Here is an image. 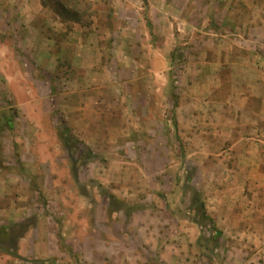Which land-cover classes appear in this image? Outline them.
Returning a JSON list of instances; mask_svg holds the SVG:
<instances>
[{"label":"rangeland","instance_id":"374dc122","mask_svg":"<svg viewBox=\"0 0 264 264\" xmlns=\"http://www.w3.org/2000/svg\"><path fill=\"white\" fill-rule=\"evenodd\" d=\"M7 1L13 0H0V209L9 211L0 213V224L9 231L0 237V264H264V197L237 174L207 172L205 154L197 158L192 147L191 98L203 95L197 110L205 126L206 87L202 82L193 94L191 64L206 54L193 57L190 34L176 36L173 22L151 21L147 0H138L150 28L147 55L130 54L139 62V107L124 108L119 117L105 109L82 117L68 94L96 89L105 99L130 91L116 83L115 68H104L116 54L111 38L102 39L104 62L86 83L85 70L71 73L67 62L77 23H63L55 4L32 0L42 6L39 26L51 41L21 42L1 19ZM224 1L233 14H249L258 2ZM78 3L83 21L77 25L88 34L109 12L108 0ZM198 26L196 40L212 36L206 20ZM6 116L14 119L12 131L3 126ZM66 129L72 150L64 144ZM195 190L221 232L217 240L209 225L197 223ZM15 224L29 227L23 238Z\"/></svg>","mask_w":264,"mask_h":264},{"label":"crops","instance_id":"0c3cea01","mask_svg":"<svg viewBox=\"0 0 264 264\" xmlns=\"http://www.w3.org/2000/svg\"><path fill=\"white\" fill-rule=\"evenodd\" d=\"M222 1L224 0H147V3L150 6L151 21L161 19L168 25L173 22L176 30L174 35L182 36L186 31V34H190L194 39V46H191L195 55L193 57L197 55L202 58L201 56L206 54V59L194 60L191 64L196 75L191 86L193 94H196L202 82H205L206 87L205 126L200 120L202 114L197 110L203 109L199 104L203 95L201 94L200 98H191V117H194L191 122L195 138L192 140V147L196 149V157L198 158L199 152L205 154L207 172L215 170L224 175H228V172L237 174L238 180L248 184L251 190L256 191L258 197L263 198L264 0H258L254 11L249 14L230 13L225 7V1ZM142 4L143 2L138 0H108L104 9L109 12L96 20L88 34H85L86 30L82 26L74 24L75 32L72 36L76 42L72 43L71 50L74 56L67 61L71 63V73L73 70L76 73L79 69H84L83 74L90 78L83 80L92 84L97 78V70L104 62L103 55L107 53L102 39L110 37L116 54L115 57L105 60L104 68H115L116 83L130 89L128 95L113 94L111 98L105 99L100 97L96 89V93L84 91L85 95L83 91L78 95L68 94L67 101H74L70 106L77 108L80 116L92 115L90 110L105 109L108 116L119 117L123 115L124 108L131 109L132 105L136 109L139 107L138 100L142 95H139L134 87L141 81L138 77L139 62L137 63L136 58L130 54L142 52V55L146 56L145 49L149 47L147 40L150 28L142 14ZM6 5L8 10L4 11L1 19L14 36L20 37L21 42L28 36L35 37L38 44H43L44 40L51 41L43 35L39 26V14L42 9L40 3L32 0H13L7 1ZM200 18L206 20L210 26L206 34L212 36L198 41L196 39L199 37ZM99 20L108 24L109 28H98L101 25ZM15 22L16 25L12 27ZM24 23L26 32L21 31L24 29ZM113 25L116 28H113ZM123 46L128 51L125 57L120 50ZM50 61L51 59L48 60ZM56 61L51 62L53 64ZM80 86H83L82 82H79ZM107 102L109 107H102V104ZM176 121L180 126L178 112ZM7 209H0V213L8 212Z\"/></svg>","mask_w":264,"mask_h":264},{"label":"trees","instance_id":"16d2710c","mask_svg":"<svg viewBox=\"0 0 264 264\" xmlns=\"http://www.w3.org/2000/svg\"><path fill=\"white\" fill-rule=\"evenodd\" d=\"M79 1L77 0H42V5L46 6L48 3L55 4L53 9L56 11V13H58L60 17L63 18L62 19L63 23L70 22V23L80 24L82 23L83 20H82L81 15L79 14L80 10H78ZM3 126L6 127L9 131H12L14 129L13 117L12 116L4 117ZM64 134H65L63 136L64 144L66 148L72 150L73 147H72L71 141L73 140H71L72 138L69 137L70 131L66 129V132ZM76 143L78 144L79 141L76 140L75 144ZM108 198L110 199V201H115L117 203L119 202L118 199L115 198V196L111 195ZM192 206H193L192 210L195 211L198 215V222H197L198 225L201 227L203 225L204 226L209 225L210 236L212 238H215V240L220 238L221 232L217 229L214 220L208 215L206 208H205V204L202 200L201 193L196 190L194 191V194H193ZM14 227L22 229V233L19 235V239L22 238L26 234L29 228V227L27 228V226H24V224H15ZM8 231H9L8 228L0 226V237L3 239H6L8 235L7 234ZM203 237H204V234L202 232V236L200 237V242L204 240Z\"/></svg>","mask_w":264,"mask_h":264}]
</instances>
